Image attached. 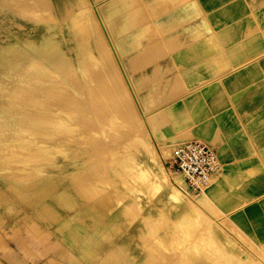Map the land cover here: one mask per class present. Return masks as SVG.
Segmentation results:
<instances>
[{"label":"crops","instance_id":"1","mask_svg":"<svg viewBox=\"0 0 264 264\" xmlns=\"http://www.w3.org/2000/svg\"><path fill=\"white\" fill-rule=\"evenodd\" d=\"M93 1L120 57L128 67L151 74L153 84L143 89L159 88L155 94L161 104L152 115L151 132L162 167L167 172L164 143L199 138L215 145L223 175L201 199L207 196L264 254V0ZM80 180L79 190L66 182L32 207V201L19 197L1 206L7 220L13 217L9 231L33 233V244H23L33 259H26L18 246L17 264H229L246 259L229 245L227 234L215 236L213 226L209 234L228 250L224 258L200 248L190 260L180 251L160 250L154 243L173 232L188 207L169 200L166 189L133 193L119 186L105 196L101 182ZM163 217L165 223H158Z\"/></svg>","mask_w":264,"mask_h":264},{"label":"rangeland","instance_id":"2","mask_svg":"<svg viewBox=\"0 0 264 264\" xmlns=\"http://www.w3.org/2000/svg\"><path fill=\"white\" fill-rule=\"evenodd\" d=\"M97 6L93 0H0V87L5 86L0 88V264L4 258L11 264H17L18 246L23 255V244H33L31 229L26 232L9 231L8 220L13 217L7 220L1 207L9 200L16 202L18 197L30 200L32 207L34 201L38 203L45 200L51 191L66 182L79 190L82 176L93 183L101 182L105 196H110L119 186L133 193H143V188L157 193L148 182V177L143 179L137 173L150 153L153 152L160 161L159 147L156 148L151 132L152 115L161 104L155 94L159 88L156 85L144 90L153 84L151 74L144 72L142 67H128L123 57H120L122 64L119 62L113 40L105 38L106 30L102 24L105 19ZM88 10L95 11L96 22L93 18L85 21ZM108 42L112 47L110 52ZM47 47H57L64 51L67 60L60 67H65L69 73L65 78L62 76L61 82H52L47 87H38L37 83H33V87L29 88L31 92H24L30 95H22L27 83L17 77L18 74L26 73L27 69L30 71L27 59L30 55L38 57ZM91 53L97 57H90ZM45 65L53 67L48 59ZM115 67L120 68L128 85L131 83L130 92L123 89L122 82H119V71ZM107 70L110 75H107ZM19 89H22V93L18 92ZM34 91L36 93L31 97ZM4 96H7V100ZM51 108L59 114L51 113ZM140 135L146 140L151 152L135 140ZM164 144L162 153L165 155L168 151ZM169 180H172L171 177ZM204 197L207 201H203V207L198 209L200 214H186L188 217L181 219L191 217L192 228L188 227L187 231L186 228L183 230L174 225L172 233L165 232L164 240L157 239L154 244L160 250L182 252L185 260L192 259L194 251L197 252L199 248L201 252L209 250V254L224 258L228 250L224 245L220 247L209 234L211 232L208 229L213 226L216 229L215 236L219 232L227 234L229 245L238 254L246 256L244 260L239 257L240 261L232 260L229 264H264V254L231 221L222 217L209 203L207 196ZM193 199L202 202L201 196ZM13 212L15 210L10 214ZM216 214L219 219L215 217ZM220 224L229 231L221 229ZM24 255L26 259H33L30 251H24Z\"/></svg>","mask_w":264,"mask_h":264},{"label":"bare ground","instance_id":"3","mask_svg":"<svg viewBox=\"0 0 264 264\" xmlns=\"http://www.w3.org/2000/svg\"><path fill=\"white\" fill-rule=\"evenodd\" d=\"M17 1V0H16ZM19 1V0H18ZM30 1V0H29ZM35 1V0H34ZM22 2V1H21ZM26 2V1H25ZM11 5V4H10ZM87 5V4H86ZM88 6V5H87ZM16 8V7H15ZM91 8V7H90ZM88 9V8H87ZM89 11V10H88ZM96 11L98 12V9H96ZM93 12H95V11H93ZM93 12H90L89 11V13H87V11H86V15H85V21H89V20H91V18H93L94 19V21L96 22V20H95V16H94V13ZM51 13V12H50ZM101 13V12H100ZM92 15V16H91ZM101 16V15H100ZM49 17V16H48ZM88 24V23H87ZM86 24V25H87ZM105 25V24H104ZM94 26V25H93ZM95 26H96V24H95ZM106 26V25H105ZM107 27V26H106ZM97 28V27H96ZM82 31H83V29H81ZM106 30V29H105ZM109 30V29H108ZM107 32V31H106ZM85 33V32H84ZM109 33V32H108ZM105 34V33H104ZM110 34V33H109ZM106 35V34H105ZM104 35V36H105ZM83 36V35H82ZM83 37H85V36H83ZM89 37V36H88ZM109 38V40H111L110 39V37L108 36V34L105 36V38ZM107 40V39H106ZM108 41V40H107ZM113 42V41H112ZM107 44V43H106ZM112 44V43H111ZM108 49L110 48V50H109V52L110 51H112V47L110 46V44H109V42H108ZM116 45H118V44H116ZM103 47H105V46H102L101 48H103ZM107 47V46H106ZM105 47V48H106ZM115 50V49H114ZM119 50V49H118ZM115 52H116V50H115ZM119 52V51H118ZM118 52H116V54L118 53ZM106 53V52H105ZM120 53V52H119ZM122 53V52H121ZM32 54V53H31ZM101 54V53H100ZM38 55V54H37ZM87 55H88V53H87ZM91 56L90 57H92V58H94V57H97L96 55H94V54H90ZM35 56V55H34ZM106 56V55H105ZM261 56V55H260ZM117 57H118V60H119V62H120V60H122V59H120V55L119 54H117ZM48 59V63L49 62H51L52 64H53V67H50V65L47 67L46 65H45V60H47ZM89 59V58H88ZM27 60H29V65H30V71H29V69H27V71H26V73H23V74H18V76L17 77H21V79H23L24 81H26V85H27V87H26V89L25 90H23L22 92H23V94L22 95H30V94H26V93H24V92H26L27 90H30L29 92H31V89H29V88H31V86L33 87V83H37V85H38V87H40V86H42V85H44V87L46 86H48V84H52V82L54 83L55 81H58V82H61L62 81V76H64V78L66 77V74L67 73H69L67 70H65L66 68L65 67H60V66H63V65H65V62H66V56H65V54H64V51L63 50H61V49H58L57 47H47V48H45L43 51H41V53H39V55H38V57L36 56L35 58H33V56H31L30 55V57L27 59ZM97 60H98V58H97ZM104 60V59H103ZM89 62H91L90 61V59H89ZM99 62V61H98ZM94 63V62H93ZM105 63H107V62H105ZM115 63V62H114ZM121 63V62H120ZM100 64V63H99ZM112 64V63H111ZM118 64V63H117ZM122 64V63H121ZM123 66V65H122ZM28 68V67H27ZM63 69V70H62ZM115 69H116V71L118 70L119 71V74L118 75H120V76H118L121 80H119V82L121 81L122 82V86L124 87L123 89L124 90H128L129 92H130V88H129V86H130V84L128 85V83L126 82V80H125V78H124V76L122 75V73L120 72V68H118V67H115ZM61 70H62V72H61ZM65 70V71H64ZM68 70H70V69H68ZM67 71V72H66ZM106 72H108V70L106 71ZM105 72V73H106ZM121 73V74H120ZM125 73V72H124ZM71 74V73H70ZM70 74H68V75H70ZM115 74V73H114ZM126 74V73H125ZM107 75H110V72H108V74ZM127 75H128V73H127ZM126 75V76H127ZM116 76V75H115ZM122 76H123V78H122ZM129 77V76H128ZM127 77V78H128ZM130 78V77H129ZM129 78H128V80H129ZM8 80V79H7ZM61 80V81H60ZM107 80V79H106ZM105 81V80H104ZM16 82V81H15ZM130 82V81H129ZM63 83H64V81H63ZM104 83V82H103ZM115 83V82H114ZM32 84V85H31ZM6 85V84H5ZM37 85H35V86H37ZM116 85V84H115ZM20 86V85H19ZM34 86V88H36ZM50 86V85H49ZM71 86V85H70ZM101 86V85H100ZM5 87V86H4ZM4 87H2V88H4ZM73 87V86H72ZM1 88V87H0ZM1 88V89H2ZM13 88V90L15 89L14 87H12ZM21 88H22V86H21ZM24 88H25V86H24ZM24 88H22V89H24ZM33 88V89H34ZM57 88V87H56ZM73 88H75V87H73ZM120 88V87H119ZM132 88V87H131ZM21 89V90H22ZM37 89V88H36ZM36 89H34V90H36ZM46 89V88H45ZM117 89V88H116ZM5 91H6V89H4ZM11 90V89H10ZM12 90V91H13ZM21 90L19 89V91L18 92H21ZM38 90H40V89H38ZM42 90V89H41ZM47 90V89H46ZM59 90V89H58ZM65 90V89H64ZM76 90V89H75ZM91 90V89H90ZM103 90V89H102ZM43 91H45V90H43ZM116 91V90H115ZM125 91V92H126ZM1 92H3V91H1ZM7 92H8V90H7ZM21 92V93H22ZM45 92H47V91H45ZM56 92V91H55ZM67 92V91H66ZM84 92V91H83ZM6 93V92H5ZM9 93V92H8ZM14 93V92H13ZM35 93H36V91H34L33 93H31V97H33L32 96V94H34L35 95ZM72 94H73V92H71ZM79 93V92H78ZM110 93V92H109ZM123 93H124V91H123ZM135 93V92H134ZM12 94V93H11ZM15 94V93H14ZM52 94V93H51ZM86 94V93H85ZM1 95H2V93H1ZM0 95V96H1ZM5 95V94H4ZM7 95V94H6ZM41 95V94H40ZM50 95V94H49ZM129 95V94H128ZM135 95V94H134ZM10 96V95H9ZM8 96V97H9ZM2 97V96H1ZM7 97V96H6ZM5 96H4V99L6 98ZM39 97V96H38ZM51 98V97H50ZM65 98V97H64ZM70 98V97H69ZM78 98V97H77ZM120 98V97H119ZM56 99H58V98H56ZM88 99V98H87ZM137 99V98H136ZM140 99V98H139ZM5 100H7V99H5ZM10 100V99H9ZM79 100V99H78ZM83 100V99H82ZM129 100V99H128ZM58 101V100H57ZM57 101H56V103H57ZM131 101V100H130ZM137 101V100H136ZM63 102V101H62ZM123 102V101H122ZM127 102V101H126ZM139 102H141V100L139 101ZM49 103V102H48ZM78 103V102H77ZM52 104V103H51ZM57 104H59V103H57ZM63 104V103H62ZM76 104V103H75ZM83 104V103H82ZM121 104V103H120ZM140 104H142V102L140 103ZM64 105V104H63ZM50 106V105H49ZM53 106H54V104H53ZM62 106V105H61ZM66 106V105H65ZM85 106V105H84ZM59 107V106H58ZM57 107V108H58ZM63 107V106H62ZM79 107V106H78ZM100 107V106H99ZM75 108V107H74ZM103 108V107H102ZM102 108H100V109H102ZM49 109V108H48ZM53 109V110H52ZM63 109H65L64 107H63ZM119 109V108H118ZM140 109H141V107H140ZM1 110V109H0ZM68 110V109H67ZM98 110H99V108H98ZM129 110V109H128ZM72 111V110H71ZM97 111V110H96ZM11 112V111H10ZM19 112H20V110H19ZM51 113H56V114H59L57 111H54V108H51V111H50ZM84 112V111H83ZM42 113V112H41ZM85 113V112H84ZM101 113H103L102 112V110H101ZM13 115V114H12ZM43 115V114H42ZM85 115H86V113H85ZM55 116V115H54ZM57 116V115H56ZM90 117V116H89ZM92 118V117H91ZM90 118V119H91ZM109 118V117H108ZM61 119V118H60ZM101 119V118H100ZM37 120V119H36ZM19 123V122H18ZM94 123V122H93ZM29 124V123H28ZM37 124V123H36ZM38 127V126H37ZM68 127H72L71 125H68ZM94 127V126H93ZM15 128V127H14ZM18 129V128H17ZM3 131V130H2ZM71 135V134H70ZM136 136V135H135ZM134 136V137H135ZM97 137V136H96ZM108 137V136H107ZM131 138V137H130ZM136 139V141L137 142H139L140 144H142V146H144L143 148H146V149H148L149 150V147H148V144H147V142H146V140L144 139V137H142L141 135L140 136H137V137H135ZM117 139V138H116ZM68 140V139H67ZM83 140V139H82ZM129 140V139H128ZM125 141V140H124ZM133 143H134V141H132ZM137 142H135V144H138ZM129 143H131L130 141H129ZM139 144V145H140ZM150 145V144H149ZM20 146V145H19ZM24 146H25V143H24ZM151 147V146H150ZM121 149V148H120ZM125 149V148H124ZM153 149V148H152ZM113 150V149H112ZM43 151H44V149H43ZM146 151V150H145ZM150 151V150H149ZM148 151V152H149ZM122 152V151H121ZM147 152V151H146ZM151 152V151H150ZM149 152V153H150ZM8 154V153H7ZM6 154V155H7ZM154 153L152 152V154L150 153L149 154V156H148V160H144L143 161V163H144V166L143 167H141V170H140V172H138L137 173V175L139 176V177H141V178H145V177H148V182L149 183H151L154 187H155V191L158 193V192H160V191H162V190H164V189H166V191L168 192V197H169V199H171L173 202H176L178 205H180V206H186V207H188L189 208V211H188V213H187V215H189V214H192V215H194V214H196V213H198V214H200V211H198V209H201L202 207H203V201H207V200H205V197H203L202 198V202H200L199 200H196V199H193V197L192 196H186V194L182 191V189H181V185L183 186L184 185V182L183 181H181V182H177V185L176 186H173L172 184H171V182H170V180H169V176H168V173L164 170V168L162 167V165H161V163H160V161H158L156 158H155V156L153 155ZM4 155V154H3ZM28 158V157H27ZM14 160V159H13ZM42 162V161H41ZM126 166V165H125ZM127 167H128V165H127ZM7 173V172H6ZM89 182H90V180H89ZM86 184V183H85ZM111 185V184H110ZM85 187V186H84ZM83 187V188H84ZM114 188V187H113ZM87 189V188H86ZM94 191V190H93ZM96 192V191H95ZM120 197V196H119ZM120 199V198H119ZM209 202V201H208ZM206 203V202H205ZM209 203H211V201L209 202ZM207 204V203H206ZM205 204V205H206ZM212 204V203H211ZM204 205V206H205ZM206 206H208V204L206 205ZM206 206L204 207V208H206ZM213 206V205H212ZM209 207V206H208ZM214 208V207H213ZM208 209V208H207ZM206 210V209H205ZM211 210V209H210ZM209 211V210H208ZM204 212V211H203ZM209 213H210V211H209ZM212 214V213H211ZM212 216V215H211ZM185 218L186 217H188V216H184ZM196 217H197V215H196ZM200 217H201V215H200ZM215 217H217V214H216V216ZM184 218V220H180V222L179 223H175V225L177 226L178 225V227H180L181 229H187L188 227H193V223L191 222L192 221V219H191V217L190 218H187V219H185ZM209 218V217H208ZM218 218V217H217ZM197 219V218H196ZM212 219V218H211ZM216 219V218H215ZM214 219V220H215ZM219 219V218H218ZM210 220V219H209ZM158 221V220H157ZM179 221V220H178ZM201 221V220H200ZM212 221V220H211ZM199 222V221H198ZM154 223V222H153ZM157 223V222H156ZM158 223H161V222H159L158 221ZM163 223V222H162ZM155 224V223H154ZM201 225V224H200ZM195 226V225H194ZM177 227V228H178ZM191 227V228H192ZM201 227V226H200ZM204 227V226H203ZM181 229H180V231L179 232H181ZM185 229V230H186ZM209 230V229H208ZM187 231H188V229H187ZM187 231H184L185 233L187 232ZM189 231H191L190 229H189ZM207 231V230H206ZM232 231V230H231ZM184 233V234H185ZM179 234V233H178ZM197 234V233H196ZM208 234V233H207ZM183 235V234H182ZM180 236V235H179ZM196 237V236H195ZM203 239H204V237H202ZM153 239V238H152ZM161 240V239H160ZM210 243V242H209ZM213 244V243H212ZM214 245V244H213ZM209 251V250H208ZM207 257V256H206ZM253 260V259H252Z\"/></svg>","mask_w":264,"mask_h":264},{"label":"built area","instance_id":"4","mask_svg":"<svg viewBox=\"0 0 264 264\" xmlns=\"http://www.w3.org/2000/svg\"><path fill=\"white\" fill-rule=\"evenodd\" d=\"M165 147L167 173L174 182H184L181 188L188 196L200 197L223 175L224 164L211 143L190 138L168 142Z\"/></svg>","mask_w":264,"mask_h":264}]
</instances>
